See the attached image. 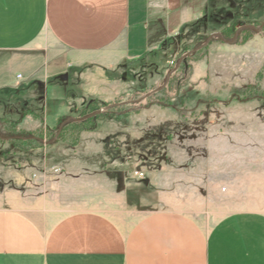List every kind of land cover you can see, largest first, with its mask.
Listing matches in <instances>:
<instances>
[{"label":"rangeland","instance_id":"obj_1","mask_svg":"<svg viewBox=\"0 0 264 264\" xmlns=\"http://www.w3.org/2000/svg\"><path fill=\"white\" fill-rule=\"evenodd\" d=\"M155 7L160 44L119 74L94 72L103 81L88 88L96 97L85 103L102 112L95 128L79 133L70 124L56 138L41 82L36 94L24 83L21 96L0 102L1 189L23 182L31 199L39 179L85 173L87 195L71 197V207L110 216L113 183L124 216L174 209L204 233L230 212L264 213V0ZM25 108L42 120L21 117Z\"/></svg>","mask_w":264,"mask_h":264},{"label":"crops","instance_id":"obj_2","mask_svg":"<svg viewBox=\"0 0 264 264\" xmlns=\"http://www.w3.org/2000/svg\"><path fill=\"white\" fill-rule=\"evenodd\" d=\"M156 2L0 0V102L21 96L24 83L36 94L39 82L52 116L95 98L88 88L103 80L94 72L119 74L160 44ZM86 179H39L31 199L23 182L0 188V264H264L263 212H230L205 233L174 209L135 221L134 211L119 209L112 183L107 216L69 204L87 195Z\"/></svg>","mask_w":264,"mask_h":264},{"label":"trees","instance_id":"obj_3","mask_svg":"<svg viewBox=\"0 0 264 264\" xmlns=\"http://www.w3.org/2000/svg\"><path fill=\"white\" fill-rule=\"evenodd\" d=\"M233 23H234V21H230L226 26L223 27V30L229 29L233 25ZM96 109L97 108L94 107L92 102H87L85 104H82L80 106H75L73 108L72 111L77 115L73 120L69 121L67 119V118L71 117L69 115H66L68 113H64V114L58 116L56 119L57 125L56 124L54 125V126H57V128L59 130L56 138H58V136L63 131V129H65V127L70 125V124L82 126V127H80L79 133L82 130H89V129L95 128L98 120L102 116V112H96ZM127 113H128V111H125L124 113H119V115H126ZM27 114H31L33 117L42 120L41 113H38L32 109L27 108V109H23L21 111V117H23ZM5 120H8V119H5ZM8 121H10V124H12L13 126L18 123V120H8ZM32 138L38 139V136H34Z\"/></svg>","mask_w":264,"mask_h":264},{"label":"built area","instance_id":"obj_4","mask_svg":"<svg viewBox=\"0 0 264 264\" xmlns=\"http://www.w3.org/2000/svg\"><path fill=\"white\" fill-rule=\"evenodd\" d=\"M134 174L139 176V177H142L144 175L143 171H139V170H135Z\"/></svg>","mask_w":264,"mask_h":264},{"label":"water","instance_id":"obj_5","mask_svg":"<svg viewBox=\"0 0 264 264\" xmlns=\"http://www.w3.org/2000/svg\"><path fill=\"white\" fill-rule=\"evenodd\" d=\"M167 79H168V77H167ZM97 112H99V111H97ZM96 113V112H95ZM54 139H55V137H54Z\"/></svg>","mask_w":264,"mask_h":264}]
</instances>
